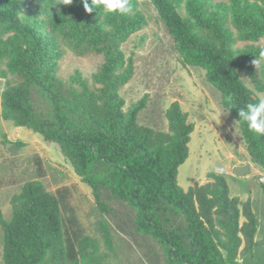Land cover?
Returning <instances> with one entry per match:
<instances>
[{"label":"trees","instance_id":"1","mask_svg":"<svg viewBox=\"0 0 264 264\" xmlns=\"http://www.w3.org/2000/svg\"><path fill=\"white\" fill-rule=\"evenodd\" d=\"M148 1L181 62L205 70L235 116L250 160L264 168V136L238 115L260 99L239 70L264 93V0ZM130 4L120 16L101 8L88 13L81 0H0V116L58 144L98 206L112 198L134 206L135 226L163 247L165 264H241L240 253L256 244L250 201L230 196L215 172L187 190L177 182L194 129L187 112L173 101L162 131L138 122L145 96L124 110L119 88L133 68L121 46L151 18L139 0ZM69 54L100 61L89 78L78 70L64 78L59 65ZM0 137L10 142L1 129ZM31 161V176L11 196V216L0 213V264H103L98 239L77 215L73 188L48 190L44 159L35 153ZM12 178L0 176V186L18 182ZM103 235L108 239V230Z\"/></svg>","mask_w":264,"mask_h":264},{"label":"rangeland","instance_id":"2","mask_svg":"<svg viewBox=\"0 0 264 264\" xmlns=\"http://www.w3.org/2000/svg\"><path fill=\"white\" fill-rule=\"evenodd\" d=\"M139 2L146 16L151 18L121 46L133 68L131 78L119 88V95L125 101L124 110L145 96L146 105L138 114V122L166 131L165 110L173 101L180 103L194 129L190 134L188 156L178 168L179 186L187 190L195 182H206L209 173L222 174L230 196L249 200L257 219L256 244L251 252H241L239 261L241 264H264V182L260 181L264 168L250 160L235 116L223 108L220 92L206 80L205 70L181 62L154 7L148 0ZM99 61L98 58H78L69 54L60 62L58 73L66 78L78 70L83 77L89 78ZM238 72L247 87L264 99V93L256 90L246 71ZM220 113L224 114L219 118ZM0 129L10 140L5 144L0 137V176L3 181H9L14 175L18 181L0 186V213L5 218L12 213L11 196L19 191L21 181L32 174L31 158L36 153L45 161L46 175L42 182L48 190L54 191L61 185L73 188L77 215L86 233L98 239L103 264L166 263L163 247L135 226V207L118 198L107 199L104 207L98 206L91 189L76 175L58 144L44 140L28 128L15 126L1 116ZM18 141L23 144L14 143ZM238 166H249L248 173L235 175L233 169ZM106 230L108 239L103 235Z\"/></svg>","mask_w":264,"mask_h":264},{"label":"clouds","instance_id":"3","mask_svg":"<svg viewBox=\"0 0 264 264\" xmlns=\"http://www.w3.org/2000/svg\"><path fill=\"white\" fill-rule=\"evenodd\" d=\"M84 10L93 12L94 8H101L108 14L127 15L132 11L130 0H81ZM256 65L258 61H255ZM219 114V118L221 116ZM239 120L246 123L250 132L264 136V99H259L256 103H248L239 110Z\"/></svg>","mask_w":264,"mask_h":264},{"label":"water","instance_id":"4","mask_svg":"<svg viewBox=\"0 0 264 264\" xmlns=\"http://www.w3.org/2000/svg\"><path fill=\"white\" fill-rule=\"evenodd\" d=\"M249 171V166H238L233 169V173L238 176L247 174Z\"/></svg>","mask_w":264,"mask_h":264},{"label":"built area","instance_id":"5","mask_svg":"<svg viewBox=\"0 0 264 264\" xmlns=\"http://www.w3.org/2000/svg\"><path fill=\"white\" fill-rule=\"evenodd\" d=\"M260 181L261 182H264V176L260 178Z\"/></svg>","mask_w":264,"mask_h":264}]
</instances>
